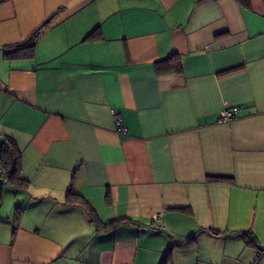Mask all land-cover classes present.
<instances>
[{"label": "crops", "instance_id": "crops-1", "mask_svg": "<svg viewBox=\"0 0 264 264\" xmlns=\"http://www.w3.org/2000/svg\"><path fill=\"white\" fill-rule=\"evenodd\" d=\"M4 139L0 264H264V0H0Z\"/></svg>", "mask_w": 264, "mask_h": 264}, {"label": "trees", "instance_id": "trees-1", "mask_svg": "<svg viewBox=\"0 0 264 264\" xmlns=\"http://www.w3.org/2000/svg\"><path fill=\"white\" fill-rule=\"evenodd\" d=\"M51 15L45 19L26 39L4 47L3 55L4 57L10 58H23L31 57L34 55L35 46L39 35L42 30L51 22L53 16ZM95 29L87 36L88 38L93 35ZM155 70L159 74L169 73V72H179L181 71L182 65L180 58L172 54L166 59L157 61L154 64ZM1 157L0 164L3 169V173L0 174L2 180H7L13 183L18 188L26 187L28 182L20 175V150L16 143L9 139H4L1 142ZM215 179H223L224 177H214ZM64 206H72L74 204H81L85 207L89 219L95 224L96 229L105 230L111 228L116 222L119 221H131L130 218H118L108 222H101L98 220L96 214L90 205L83 199V197L77 193H74L71 188L68 190L66 197L62 203ZM244 239V242L249 245H257L254 237L249 231H239L235 234Z\"/></svg>", "mask_w": 264, "mask_h": 264}, {"label": "built area", "instance_id": "built-area-1", "mask_svg": "<svg viewBox=\"0 0 264 264\" xmlns=\"http://www.w3.org/2000/svg\"><path fill=\"white\" fill-rule=\"evenodd\" d=\"M239 109L237 106L225 107L221 110L218 122H227L237 116ZM114 126L118 131L126 132V128L123 126L122 120L118 113L113 109L111 110ZM0 173H3V169H0Z\"/></svg>", "mask_w": 264, "mask_h": 264}]
</instances>
